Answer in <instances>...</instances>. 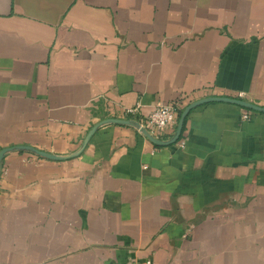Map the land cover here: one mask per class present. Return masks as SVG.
<instances>
[{
	"label": "crops",
	"instance_id": "crops-1",
	"mask_svg": "<svg viewBox=\"0 0 264 264\" xmlns=\"http://www.w3.org/2000/svg\"><path fill=\"white\" fill-rule=\"evenodd\" d=\"M239 92L264 106V0H0V151L69 154L127 108ZM184 125L182 147L108 124L67 160L8 153L0 264H264V112Z\"/></svg>",
	"mask_w": 264,
	"mask_h": 264
},
{
	"label": "water",
	"instance_id": "water-1",
	"mask_svg": "<svg viewBox=\"0 0 264 264\" xmlns=\"http://www.w3.org/2000/svg\"><path fill=\"white\" fill-rule=\"evenodd\" d=\"M214 101H222V102H229V103L231 102L233 104L242 106V107L250 109V110L264 112V106L254 104V103L246 101V100L236 99V98H232V97H207V98H203V99H200V100H197L195 102L190 103L188 106H186L184 108V110L181 112V114L179 116L178 123L176 125L177 127H176L174 134L168 139L156 138L155 136H153L148 131V129L145 126L141 125V123L137 120L122 119V118H108V119H104V120L98 122L97 124H95L94 126H92V128L88 131L86 137L84 138L79 149L75 150V152H72L69 154H64V155L53 154V153H49V152H46L43 150H39L35 147L25 146V145H17V146H11V147H7V148H3L0 151V175H1L2 161L5 158V156L10 152L27 151V152L35 153V154L42 156L44 158L47 157L48 159H52V160H67V159H70V158H73V157L80 155L84 151V149L86 148L91 137L101 127L108 125V124H119V125H126L128 127H133L135 129L139 130V132H141L153 144L158 145V146H169V145L175 144L181 137L183 128L185 126L184 125L185 120H186L187 116L189 115L190 111L199 105H202V104L207 103V102H214Z\"/></svg>",
	"mask_w": 264,
	"mask_h": 264
},
{
	"label": "built area",
	"instance_id": "built-area-1",
	"mask_svg": "<svg viewBox=\"0 0 264 264\" xmlns=\"http://www.w3.org/2000/svg\"><path fill=\"white\" fill-rule=\"evenodd\" d=\"M234 98L245 100V94L243 92H239ZM183 106V101H176L169 104H158L148 116L141 119L138 118V107L127 108L122 112L119 118L137 120L156 138L168 139L170 138L169 136H172L176 130V125L178 123L179 116L183 111ZM250 118L251 114L243 115L244 120H249ZM169 129H171L170 135L167 133ZM177 143L178 142H176V144ZM178 144L182 147L184 143L180 142ZM119 264H156V261L152 257H147Z\"/></svg>",
	"mask_w": 264,
	"mask_h": 264
}]
</instances>
